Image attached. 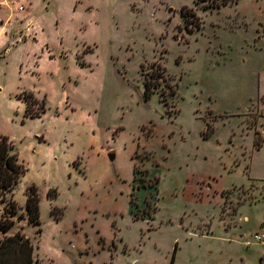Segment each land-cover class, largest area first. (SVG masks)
<instances>
[{"label": "rangeland", "instance_id": "obj_1", "mask_svg": "<svg viewBox=\"0 0 264 264\" xmlns=\"http://www.w3.org/2000/svg\"><path fill=\"white\" fill-rule=\"evenodd\" d=\"M17 3L0 0V15H9L0 25L10 20L3 47L31 35L20 22L32 17L18 15ZM35 5L39 40L0 62V135L28 168L7 197L20 207L10 232L31 239L34 264H264V243L247 244L264 232V147H253V132L256 143L264 129V0L220 10L208 0ZM184 6L202 29L186 26ZM154 64L178 84L175 97L160 87L169 107L160 92L144 98ZM28 70L36 75L24 78ZM23 91L38 99L33 109L46 104L41 118L25 117ZM207 123L214 131L206 138ZM32 184L41 234L20 205Z\"/></svg>", "mask_w": 264, "mask_h": 264}, {"label": "trees", "instance_id": "obj_2", "mask_svg": "<svg viewBox=\"0 0 264 264\" xmlns=\"http://www.w3.org/2000/svg\"><path fill=\"white\" fill-rule=\"evenodd\" d=\"M240 0H208V3L213 10H220L223 7L236 5ZM190 12V14L188 13ZM181 15L185 20L186 26L194 25L197 30L202 29V18L199 17L188 6L181 9ZM192 18V19H191ZM82 67L86 66L83 63ZM154 74L145 78L144 82V98L149 100L155 93L160 92V87L165 84L169 89L170 97H175L178 94V84L173 83L172 77L168 74L166 67L159 64L153 65ZM173 81V82H172ZM161 101L165 106L169 107V99L160 92ZM21 99L27 104L25 111L26 118H41L46 112V104L40 105L38 110L32 108V105H39L38 99L32 91H23ZM207 123V128H211ZM212 131L206 133V138L209 137ZM258 135V133H256ZM263 144L261 141L255 143L256 149H259ZM28 168L20 161L19 155L15 151L14 143L6 135H0V202L6 204L3 212V219L0 221V231L7 234L14 226L13 217L18 215L19 205L14 199L7 200L8 194L14 192L20 184L22 178L26 175ZM137 172H135L136 174ZM159 181V180H158ZM59 196L58 189L52 188L47 192V198L50 201H55ZM39 187L32 184L26 191V211L27 218L30 224L38 228V233H42L41 227V207H40ZM60 210V212H59ZM51 214L56 220H61L64 211L62 208L53 205ZM34 245L31 239L22 231H18L13 235H7L0 240V264H34ZM174 263V259H173Z\"/></svg>", "mask_w": 264, "mask_h": 264}, {"label": "crops", "instance_id": "obj_3", "mask_svg": "<svg viewBox=\"0 0 264 264\" xmlns=\"http://www.w3.org/2000/svg\"><path fill=\"white\" fill-rule=\"evenodd\" d=\"M8 2H19L17 3L18 5H20V11H18V15H25V16H28V17H32L31 19H29L28 21H23V22H20L22 25H25V31H26V34L28 35L29 33L31 35H28V37L26 39H24V41H22L21 43H18L16 46H11V47H3L5 46V44H7V40H9V35L5 33V31L8 30V25H10V20H6L3 24L0 25V49L5 50L4 53L2 54V56L0 57V62L1 60H5L6 58H8L10 56L11 53H13V51H17L19 48H23V47H27L31 44V41H37L39 40V33L38 31H35L34 29V25H33V21H34V16H33V13H34V10H35V2L36 0H6ZM74 1V0H72ZM75 1H78V0H75ZM22 2H27V5L28 7L26 8L25 6L22 5ZM229 7V6H227ZM223 8H226V7H223ZM3 16V17H8V12H5L3 13L2 15H0V17ZM25 23V24H24ZM39 42V41H38ZM51 52L50 49L48 48L47 46V52L45 53V59H43L44 61H47V62H50V60H53V58H51ZM50 53V54H49ZM21 68L20 70H23V67H24V64L22 63L21 64ZM36 67H39V63L37 62ZM20 74H22V71H20ZM36 75V72H34L33 70H28V71H24L23 72V77L24 78H33V76ZM259 88H260V94H259V98H263L264 97V78L263 80H260V85H259ZM29 90H35L36 88L35 87H32L31 89L28 88ZM22 91V90H21ZM19 91V92H21ZM18 92V93H19ZM258 98V99H259ZM254 102H251V105L253 104ZM261 134H262V137H263V144L262 146L259 148V149H256V147L254 146V143H255V135H256V131L253 132V139H254V142H253V147L255 149V151H260L263 147H264V129L262 128L261 130ZM252 134V130L251 129H248V131L246 132L245 136L247 138H249L250 135ZM111 152L108 151V156ZM115 153V152H114ZM245 156V155H244ZM115 158H116V155H115ZM108 159V158H107ZM110 159V158H109ZM111 160V159H110ZM74 165V163H73ZM245 175L247 176V178L249 179L250 182H254L255 180L253 178L250 177V165L247 164L246 167H245ZM86 175V173H85ZM134 175H135V172H134ZM148 176H152L151 175V172L148 173ZM242 187H248V186H242ZM138 190V188H136ZM228 191V190H227ZM41 198V196H40ZM48 199V198H47ZM41 202H42V199H41ZM41 202H40V207H41ZM51 202H54V201H51ZM254 203V202H252ZM251 202H247V203H243L239 206L242 207L243 205L245 204H252ZM22 209L25 211V215H27V211H26V201L23 202V203H20ZM54 204L52 203L51 204V208ZM57 206V205H56ZM59 207V206H58ZM238 208V210H239ZM222 221V220H221ZM224 225V224H223ZM225 227H228L226 225H224ZM12 231V229L10 230ZM10 233V235H13L15 234L16 232H13V233ZM18 232V231H17ZM256 233H260V234H263L264 235V232H260V231H257V232H254L253 234H251L249 236V238L247 239V244L251 243L252 241L254 243H264V242H257L255 240H253V235L256 234ZM251 239V240H250Z\"/></svg>", "mask_w": 264, "mask_h": 264}, {"label": "built area", "instance_id": "obj_4", "mask_svg": "<svg viewBox=\"0 0 264 264\" xmlns=\"http://www.w3.org/2000/svg\"><path fill=\"white\" fill-rule=\"evenodd\" d=\"M253 240L257 242H264V235L260 233H256L253 235Z\"/></svg>", "mask_w": 264, "mask_h": 264}, {"label": "water", "instance_id": "obj_5", "mask_svg": "<svg viewBox=\"0 0 264 264\" xmlns=\"http://www.w3.org/2000/svg\"><path fill=\"white\" fill-rule=\"evenodd\" d=\"M109 158H110L111 160H114V158H115V153H114V152H111V153L109 154Z\"/></svg>", "mask_w": 264, "mask_h": 264}]
</instances>
